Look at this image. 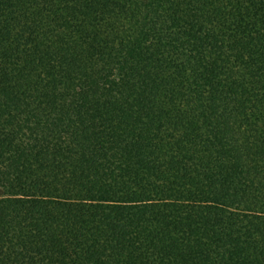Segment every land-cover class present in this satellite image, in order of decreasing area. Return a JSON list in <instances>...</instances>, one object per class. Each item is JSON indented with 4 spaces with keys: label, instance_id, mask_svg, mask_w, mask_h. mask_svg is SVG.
<instances>
[{
    "label": "trees",
    "instance_id": "1",
    "mask_svg": "<svg viewBox=\"0 0 264 264\" xmlns=\"http://www.w3.org/2000/svg\"><path fill=\"white\" fill-rule=\"evenodd\" d=\"M0 264H264V0H0Z\"/></svg>",
    "mask_w": 264,
    "mask_h": 264
}]
</instances>
